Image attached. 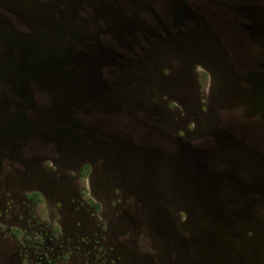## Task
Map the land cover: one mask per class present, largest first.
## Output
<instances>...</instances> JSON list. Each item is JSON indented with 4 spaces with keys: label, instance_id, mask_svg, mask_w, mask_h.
Listing matches in <instances>:
<instances>
[{
    "label": "rangeland",
    "instance_id": "rangeland-1",
    "mask_svg": "<svg viewBox=\"0 0 264 264\" xmlns=\"http://www.w3.org/2000/svg\"><path fill=\"white\" fill-rule=\"evenodd\" d=\"M0 264H264V1L0 0Z\"/></svg>",
    "mask_w": 264,
    "mask_h": 264
},
{
    "label": "flooded vegetation",
    "instance_id": "flooded-vegetation-1",
    "mask_svg": "<svg viewBox=\"0 0 264 264\" xmlns=\"http://www.w3.org/2000/svg\"><path fill=\"white\" fill-rule=\"evenodd\" d=\"M264 1V0H263ZM216 25V24H215Z\"/></svg>",
    "mask_w": 264,
    "mask_h": 264
}]
</instances>
